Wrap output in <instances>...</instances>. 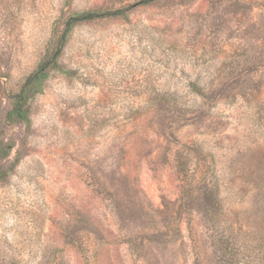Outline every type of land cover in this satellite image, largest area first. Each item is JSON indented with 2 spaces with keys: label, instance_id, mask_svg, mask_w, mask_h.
Returning a JSON list of instances; mask_svg holds the SVG:
<instances>
[{
  "label": "rangeland",
  "instance_id": "374dc122",
  "mask_svg": "<svg viewBox=\"0 0 264 264\" xmlns=\"http://www.w3.org/2000/svg\"><path fill=\"white\" fill-rule=\"evenodd\" d=\"M141 1L0 0V264H264V0Z\"/></svg>",
  "mask_w": 264,
  "mask_h": 264
},
{
  "label": "trees",
  "instance_id": "16d2710c",
  "mask_svg": "<svg viewBox=\"0 0 264 264\" xmlns=\"http://www.w3.org/2000/svg\"><path fill=\"white\" fill-rule=\"evenodd\" d=\"M152 0H144L137 3L133 7L150 4ZM130 8L112 9V10H84L73 13L66 18L63 27L56 33L57 39L55 41L52 51L47 53L43 61L39 64L34 72H32L24 81L21 89L16 93H11L9 99L12 102V108L6 115V123L14 125L23 123L29 126V104L31 100L43 93L44 85L52 72H60L63 74H70L69 71L64 70L59 59L68 41V38L75 27L80 24L106 20L110 18H117L125 16ZM13 149V144L10 142L0 141V161L9 156ZM8 172L0 166V179H4Z\"/></svg>",
  "mask_w": 264,
  "mask_h": 264
}]
</instances>
